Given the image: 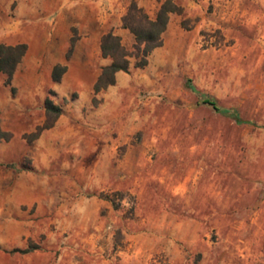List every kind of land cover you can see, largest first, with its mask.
Instances as JSON below:
<instances>
[{"label":"rangeland","instance_id":"374dc122","mask_svg":"<svg viewBox=\"0 0 264 264\" xmlns=\"http://www.w3.org/2000/svg\"><path fill=\"white\" fill-rule=\"evenodd\" d=\"M131 1L167 0H0V44L27 45L0 73V264H264V0H170L147 66L94 95Z\"/></svg>","mask_w":264,"mask_h":264},{"label":"trees","instance_id":"16d2710c","mask_svg":"<svg viewBox=\"0 0 264 264\" xmlns=\"http://www.w3.org/2000/svg\"><path fill=\"white\" fill-rule=\"evenodd\" d=\"M170 0L161 5L154 18H150L144 10L134 1H131L127 7L125 15L122 17V28L127 29L134 37V43L131 50H128L122 43L118 35L108 32L100 39V52L103 58L110 60L109 64L103 66L100 70L94 86V95L115 84V76L118 72H128L131 66V59L135 61L133 68L142 69L148 64V57L152 51L162 45L163 34L166 31L169 14L179 12ZM27 51L26 44L6 45L0 44V73L6 75V84L16 71L17 66L22 61ZM66 66L56 65L51 74L53 82H59L61 76L65 73ZM51 94L53 92H50ZM96 103V100L94 99ZM201 103L210 106L215 112H219L232 117L238 124H247L256 127V123L242 120L238 115L230 110L220 109L215 100L203 96ZM45 123L31 135V139H36L40 132L51 128L62 113L59 105L55 104L50 98L44 100ZM11 134L0 128V145L9 141ZM12 168L11 164L6 165Z\"/></svg>","mask_w":264,"mask_h":264},{"label":"crops","instance_id":"0c3cea01","mask_svg":"<svg viewBox=\"0 0 264 264\" xmlns=\"http://www.w3.org/2000/svg\"><path fill=\"white\" fill-rule=\"evenodd\" d=\"M32 4H34V2L32 1ZM10 45H15V44H10Z\"/></svg>","mask_w":264,"mask_h":264}]
</instances>
